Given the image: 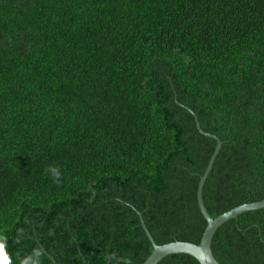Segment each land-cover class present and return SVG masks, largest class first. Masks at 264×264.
Segmentation results:
<instances>
[{"label":"trees","instance_id":"trees-1","mask_svg":"<svg viewBox=\"0 0 264 264\" xmlns=\"http://www.w3.org/2000/svg\"><path fill=\"white\" fill-rule=\"evenodd\" d=\"M264 198V0H0V233L19 264H142ZM56 166L61 176L45 172ZM21 231V232H19ZM219 264H264V208ZM158 264H199L169 255Z\"/></svg>","mask_w":264,"mask_h":264},{"label":"water","instance_id":"water-1","mask_svg":"<svg viewBox=\"0 0 264 264\" xmlns=\"http://www.w3.org/2000/svg\"><path fill=\"white\" fill-rule=\"evenodd\" d=\"M194 119H195L197 131L201 135L208 137V138H212L216 141L215 149L208 161V164H207V167L204 173L202 174L199 182L197 183L198 186H197V191H196L197 205H198L201 215L206 221V227L201 235V238L198 244H192V243L182 242V241H174V242L166 243L163 245H156L144 225V222L142 220V215L138 214L140 226L143 229L147 239L149 240L152 246V252H150V255L145 259V261L142 264H158L165 257L169 255H175V254L188 255L194 258L199 264H219L214 258V256L212 255L213 253L211 249V241H212V238L216 230L228 220L237 218L239 214L264 208V198H263L262 200L258 202L242 204L240 206H237L231 209L230 211H227L219 215L216 218H212L208 214V212L206 211L203 205V201H202V189L204 185L203 183L205 182L212 168L214 159L220 150L221 142L214 135L204 133L200 129L197 118L194 117Z\"/></svg>","mask_w":264,"mask_h":264},{"label":"clouds","instance_id":"clouds-1","mask_svg":"<svg viewBox=\"0 0 264 264\" xmlns=\"http://www.w3.org/2000/svg\"><path fill=\"white\" fill-rule=\"evenodd\" d=\"M45 172L48 173L53 180L61 176V171L56 166L49 165L45 169ZM6 240H7L6 235L0 233V262H2V264H12L11 260L9 259L5 251ZM40 258H41L40 250L33 248L26 257L20 260L19 264H40ZM124 264H128V261L125 260Z\"/></svg>","mask_w":264,"mask_h":264},{"label":"snow or ice","instance_id":"snow-or-ice-1","mask_svg":"<svg viewBox=\"0 0 264 264\" xmlns=\"http://www.w3.org/2000/svg\"><path fill=\"white\" fill-rule=\"evenodd\" d=\"M0 264H2V262H0Z\"/></svg>","mask_w":264,"mask_h":264}]
</instances>
